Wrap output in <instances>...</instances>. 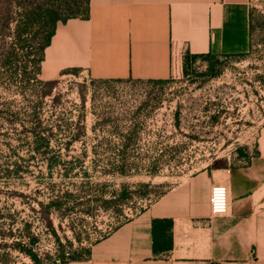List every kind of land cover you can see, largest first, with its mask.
<instances>
[{"label":"rangeland","instance_id":"374dc122","mask_svg":"<svg viewBox=\"0 0 264 264\" xmlns=\"http://www.w3.org/2000/svg\"><path fill=\"white\" fill-rule=\"evenodd\" d=\"M251 4L244 56L186 71L178 56L165 82L81 73L47 81L31 61L50 28L42 21L19 35L25 10L82 16L87 0H0V264H53L60 246L91 248L191 176L246 162L264 127V0Z\"/></svg>","mask_w":264,"mask_h":264},{"label":"crops","instance_id":"0c3cea01","mask_svg":"<svg viewBox=\"0 0 264 264\" xmlns=\"http://www.w3.org/2000/svg\"><path fill=\"white\" fill-rule=\"evenodd\" d=\"M251 0H89L88 18L59 22L42 76L87 74L94 81H160L186 53L246 54ZM241 165L206 169L176 186L65 264H264V127ZM230 189V211L214 217L210 193ZM173 222L164 250L163 223ZM157 237V252L156 239ZM169 244V243H168Z\"/></svg>","mask_w":264,"mask_h":264},{"label":"trees","instance_id":"16d2710c","mask_svg":"<svg viewBox=\"0 0 264 264\" xmlns=\"http://www.w3.org/2000/svg\"><path fill=\"white\" fill-rule=\"evenodd\" d=\"M26 14V21L24 22L23 25H19V35H22L24 31L28 30L34 23H41L42 21L45 22V25L47 24L50 28V31L47 33V35L38 43V54H37V58L35 57L32 61L31 64L34 68V73L35 75H42V63L44 61V56H45V50L47 47L50 46L52 38L54 37L56 30H57V26L59 24V22H66L68 19L70 18H77V17H82V18H88L89 17V0H87V7L86 9L83 11V15L82 16H72V17H65L62 18L61 15H59L58 13V9L57 8H53V9H44L43 6L39 5L36 6L35 9H31L30 11H28L27 9L25 10ZM252 29H253V25H252ZM19 45L22 49H24L26 47V44H24L23 42H19ZM19 45L16 44V46L11 49L9 52H7V54H4L3 57V63L4 64H9L11 63L15 57H17V52H16V48H19ZM27 49V57L30 58L33 51V47H26ZM245 54H241V55H236L234 57H241L244 56ZM230 56V55H228ZM231 57V56H230ZM217 58L215 56L212 55H191L190 53H186L184 55V69L186 71V69L188 68H192L194 66L195 63H197L200 60H210V59H214ZM30 64V63H29ZM26 67L24 68L25 71H23V78L26 81H30L31 78L28 76V68L29 65L26 61ZM167 80H160V81H154V82H165ZM43 85H48V83H44ZM124 154V152H123ZM241 154L243 155V152H241ZM248 158V156H247ZM127 163H125V161L121 162V165H119L117 168L119 170L120 173L122 174H127ZM70 196V194H67ZM73 196V195H71ZM52 204L54 206H56L57 209H60V200L59 198L56 200H53ZM159 223H163L165 225V227L169 230V231H164V234L162 236V238L164 239V250H169L170 248H172L173 245V235H172V227H173V222L172 221H154V229L156 228V226ZM35 242V239H32ZM155 245H156V252H157V237L155 239ZM169 243V244H168ZM24 253H26L28 256H30L36 263H40V260L38 259L37 255L35 254L33 249H27L26 247L24 249H22ZM60 255L63 256L64 255V251L65 248L64 246H60ZM90 253V248L89 249H82L79 253L77 252H73V255L71 257V260H79V259H84L87 258L89 256Z\"/></svg>","mask_w":264,"mask_h":264},{"label":"built area","instance_id":"2783aa9c","mask_svg":"<svg viewBox=\"0 0 264 264\" xmlns=\"http://www.w3.org/2000/svg\"><path fill=\"white\" fill-rule=\"evenodd\" d=\"M210 209L214 217H223L230 211V189L227 185H216L212 187L210 193ZM73 251L65 249L64 255L55 259L53 264H65L71 260Z\"/></svg>","mask_w":264,"mask_h":264}]
</instances>
